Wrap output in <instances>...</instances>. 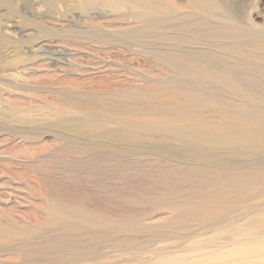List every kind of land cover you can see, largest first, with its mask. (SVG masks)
I'll list each match as a JSON object with an SVG mask.
<instances>
[{"label": "rangeland", "instance_id": "1", "mask_svg": "<svg viewBox=\"0 0 264 264\" xmlns=\"http://www.w3.org/2000/svg\"><path fill=\"white\" fill-rule=\"evenodd\" d=\"M114 1L0 0V264H264V0Z\"/></svg>", "mask_w": 264, "mask_h": 264}, {"label": "bare ground", "instance_id": "2", "mask_svg": "<svg viewBox=\"0 0 264 264\" xmlns=\"http://www.w3.org/2000/svg\"><path fill=\"white\" fill-rule=\"evenodd\" d=\"M47 1V0H46ZM74 1H76V4H77V7L81 10V11H87V10H90V9H93L94 7H97V6H102V7H106V6H110L111 7V9L110 10H113V11H119V12H121V13H130V15H131V13L133 12L132 10H131V7L129 6H125V5H123V6H121L120 5V3L119 2H116V1H114L113 2V0H74ZM122 1V0H121ZM110 2H113V4L114 5H110ZM123 2V1H122ZM125 2H126V0H125ZM52 3V2H51ZM54 3V2H53ZM224 4V3H223ZM233 8V7H232ZM228 9V8H227ZM229 9H230V6H229ZM91 11V10H90ZM107 11V10H106ZM226 11V10H225ZM231 11V10H230ZM232 12V11H231ZM110 13V12H109ZM89 14V13H88ZM85 15H87V14H85ZM148 15V14H147ZM134 16L136 17V18H139L140 16H141V12L139 13H136V14H134ZM145 18H146V16H145ZM147 20V19H146ZM93 29V28H92ZM93 31V30H92ZM95 32H96V30H95ZM97 33V32H96ZM97 36V35H96ZM100 36V35H99ZM98 37V36H97ZM107 37V36H106ZM104 38V37H103ZM114 38V37H113ZM102 39V38H101ZM126 39V38H125ZM99 40H100V38H99ZM110 40H111V37H110ZM112 40H114V39H112ZM116 40V39H115ZM118 40V39H117ZM101 41V40H100ZM102 41H104V40H102ZM107 41H109V39L107 40ZM132 41V40H131ZM130 41V42H131ZM111 42V41H110ZM119 43H120V41H118ZM129 42V41H128ZM129 42V43H130ZM103 43V42H102ZM106 43V42H105ZM109 43V42H108ZM113 43V42H112ZM115 43H116V41H115ZM122 43V42H121ZM123 44V43H122ZM4 66V65H3ZM239 83V82H238ZM243 89V88H242ZM34 120V119H33ZM56 124L57 122H53L52 124ZM79 123V122H78ZM40 126V125H39ZM179 131V130H178ZM35 132H38V129H36V128H29V129H25V133L24 134H19V135H21V136H24L25 138H27V137H31V135H34V133ZM61 133V132H60ZM230 135V134H229ZM205 136V135H204ZM210 137H211V139H213V140H217V141H223V140H228V138L229 139H231V137H229L228 135H226V136H219V134H215V135H213V134H211L210 135ZM209 137V138H210ZM76 141V140H75ZM151 150H162L163 152H166V153H168V154H174V155H177L178 153L176 152V151H171V150H169V149H167V148H165V146H163V147H155L154 145H151ZM225 162H226V160H225Z\"/></svg>", "mask_w": 264, "mask_h": 264}]
</instances>
